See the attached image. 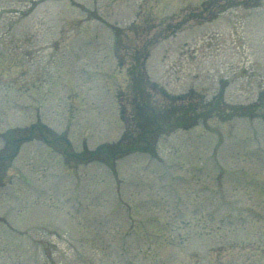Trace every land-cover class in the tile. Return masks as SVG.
Segmentation results:
<instances>
[{
	"label": "rangeland",
	"instance_id": "obj_1",
	"mask_svg": "<svg viewBox=\"0 0 264 264\" xmlns=\"http://www.w3.org/2000/svg\"><path fill=\"white\" fill-rule=\"evenodd\" d=\"M203 1L0 0V132L39 105L77 148L84 129L100 134L91 145L118 138L133 38L156 40L145 69L172 93L222 85L226 102L254 101L264 0L212 19ZM69 78L85 98L68 97ZM252 112L163 134L158 156L124 155L114 172L100 161L63 170L40 142L23 144L0 186V264H264V112Z\"/></svg>",
	"mask_w": 264,
	"mask_h": 264
},
{
	"label": "trees",
	"instance_id": "obj_2",
	"mask_svg": "<svg viewBox=\"0 0 264 264\" xmlns=\"http://www.w3.org/2000/svg\"><path fill=\"white\" fill-rule=\"evenodd\" d=\"M160 111V114H162L163 113V110H159ZM183 117L184 116H186V112L184 113V115H182ZM168 117H169V112H167V113H165V115L163 116V117H161V120L163 119L164 121H163V123H166V122H168V121H170L169 119H168ZM174 121V123L175 124H178L179 123V119H175V120H173ZM169 129V126L167 125V126H164V127H160V130H157V131H162V130H168ZM156 131V132H157Z\"/></svg>",
	"mask_w": 264,
	"mask_h": 264
}]
</instances>
